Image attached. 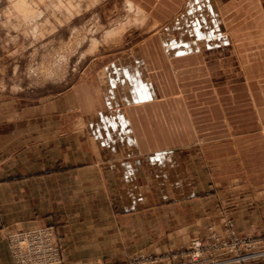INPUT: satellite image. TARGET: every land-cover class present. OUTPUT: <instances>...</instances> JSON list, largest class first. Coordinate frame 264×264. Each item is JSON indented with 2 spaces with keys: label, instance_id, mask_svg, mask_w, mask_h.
Returning a JSON list of instances; mask_svg holds the SVG:
<instances>
[{
  "label": "crops",
  "instance_id": "crops-1",
  "mask_svg": "<svg viewBox=\"0 0 264 264\" xmlns=\"http://www.w3.org/2000/svg\"><path fill=\"white\" fill-rule=\"evenodd\" d=\"M139 62L114 60L101 88H70L33 114L0 111V264H15L9 234L37 224L56 228L62 264H124L186 248L221 229L224 210L238 232H264L260 171L203 136L197 146L171 144L170 104L154 102V82H139Z\"/></svg>",
  "mask_w": 264,
  "mask_h": 264
},
{
  "label": "rangeland",
  "instance_id": "rangeland-1",
  "mask_svg": "<svg viewBox=\"0 0 264 264\" xmlns=\"http://www.w3.org/2000/svg\"><path fill=\"white\" fill-rule=\"evenodd\" d=\"M129 56L139 57V82H154V102L170 104L171 144L197 146L203 136L264 179V0H0L5 118H14L18 106L33 114L41 101L73 87L94 92L111 62ZM168 121L156 120L161 138ZM226 211L221 229L210 226L207 238L129 256L124 264H245L263 257L223 262L240 252L223 240L264 236L238 232ZM53 228L62 264L64 246ZM197 240L206 248L200 253Z\"/></svg>",
  "mask_w": 264,
  "mask_h": 264
},
{
  "label": "built area",
  "instance_id": "built-area-1",
  "mask_svg": "<svg viewBox=\"0 0 264 264\" xmlns=\"http://www.w3.org/2000/svg\"><path fill=\"white\" fill-rule=\"evenodd\" d=\"M53 226L38 225L33 228H18L9 235L10 247L16 264H57L60 261L61 247L59 246ZM223 245L232 246L239 250L233 258L223 262L235 261L238 263L264 255V249H255L264 243V236H249L243 239H233L230 243L225 239ZM200 253L205 248L200 240L194 242ZM233 250V251H234ZM213 263H218L213 261Z\"/></svg>",
  "mask_w": 264,
  "mask_h": 264
},
{
  "label": "bare ground",
  "instance_id": "bare-ground-1",
  "mask_svg": "<svg viewBox=\"0 0 264 264\" xmlns=\"http://www.w3.org/2000/svg\"><path fill=\"white\" fill-rule=\"evenodd\" d=\"M137 10H138V8H137ZM141 11V10H140ZM141 15V14H140ZM144 16V15H143ZM137 17V16H136ZM109 33V32H108Z\"/></svg>",
  "mask_w": 264,
  "mask_h": 264
}]
</instances>
